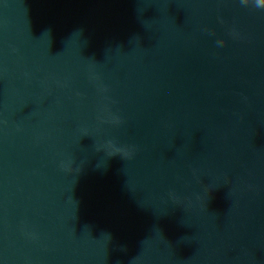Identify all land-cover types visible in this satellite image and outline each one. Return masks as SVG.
I'll list each match as a JSON object with an SVG mask.
<instances>
[{
    "label": "water",
    "instance_id": "1",
    "mask_svg": "<svg viewBox=\"0 0 264 264\" xmlns=\"http://www.w3.org/2000/svg\"><path fill=\"white\" fill-rule=\"evenodd\" d=\"M0 264H264V9L0 0Z\"/></svg>",
    "mask_w": 264,
    "mask_h": 264
},
{
    "label": "clouds",
    "instance_id": "2",
    "mask_svg": "<svg viewBox=\"0 0 264 264\" xmlns=\"http://www.w3.org/2000/svg\"><path fill=\"white\" fill-rule=\"evenodd\" d=\"M241 3L245 6L248 5V0H241ZM255 7L257 8H261L264 9V0H255ZM221 46H223V44L225 43L224 41H219L218 42ZM114 123H119L118 119H113ZM117 151H121V150H117ZM124 153L126 154V156H130V152L124 151Z\"/></svg>",
    "mask_w": 264,
    "mask_h": 264
}]
</instances>
